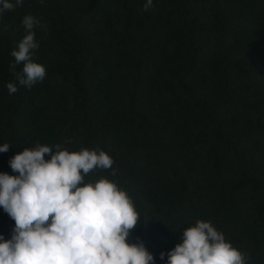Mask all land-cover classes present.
Masks as SVG:
<instances>
[{"label":"trees","instance_id":"16d2710c","mask_svg":"<svg viewBox=\"0 0 264 264\" xmlns=\"http://www.w3.org/2000/svg\"><path fill=\"white\" fill-rule=\"evenodd\" d=\"M145 3L24 0L0 13V173L18 175L10 158L37 143L101 149L116 175L85 180L128 193L141 217L130 242L155 264L197 220L264 264V0ZM26 14L46 25L33 56L46 76L31 89L9 69ZM14 227L0 207V235Z\"/></svg>","mask_w":264,"mask_h":264},{"label":"clouds","instance_id":"9594fccd","mask_svg":"<svg viewBox=\"0 0 264 264\" xmlns=\"http://www.w3.org/2000/svg\"><path fill=\"white\" fill-rule=\"evenodd\" d=\"M23 2L0 0V13ZM152 7L153 0H146L144 10ZM22 26L26 34L10 53L14 63L9 69L19 86L31 89L46 76L45 67L33 59L40 46L35 30L46 25L26 14ZM21 64L22 72L17 73ZM7 89L11 95L18 86L9 82ZM10 146L0 145V153ZM113 164L101 149L69 151L60 143H37L10 158L9 166L18 175L0 173V207L15 227L11 239L0 235V264H155L143 241L130 242L141 220L133 199L106 177L85 180L96 169H112L115 176ZM164 257L161 252L160 259ZM167 257V264H248L249 253L233 247L210 221L197 220Z\"/></svg>","mask_w":264,"mask_h":264}]
</instances>
